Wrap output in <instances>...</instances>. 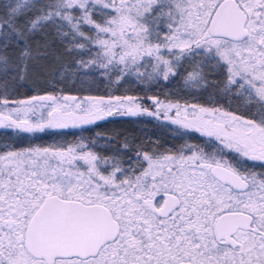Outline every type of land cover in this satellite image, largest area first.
<instances>
[{
	"label": "snow or ice",
	"instance_id": "obj_1",
	"mask_svg": "<svg viewBox=\"0 0 264 264\" xmlns=\"http://www.w3.org/2000/svg\"><path fill=\"white\" fill-rule=\"evenodd\" d=\"M56 47L72 57L61 81L143 95L51 85L16 98ZM181 76L228 107L149 95ZM121 115L201 142L111 155L82 139L4 145L0 264H264V0H0V130L35 137Z\"/></svg>",
	"mask_w": 264,
	"mask_h": 264
},
{
	"label": "trees",
	"instance_id": "obj_2",
	"mask_svg": "<svg viewBox=\"0 0 264 264\" xmlns=\"http://www.w3.org/2000/svg\"><path fill=\"white\" fill-rule=\"evenodd\" d=\"M72 57L67 56V59L63 60V65L67 67L71 63ZM61 64V65H62ZM59 67L54 68L49 78L42 77L37 81L33 78H27L21 82V86L18 89L17 97H27L31 95L43 94L44 91H52L51 85H56L57 88L64 89L66 92H72L76 90L75 95H104L127 93V89L131 88L132 94L143 95V92L137 93V85L135 87L129 85L120 86L119 91H116L114 87H110L106 83L101 84L99 79L95 82L85 83L86 90H84L83 84H79L74 77L71 79L61 81V78L57 75L58 70L63 71ZM211 80H216L217 77H209ZM167 92L174 100L179 99L181 102L185 100L189 103L208 104L209 94L211 99L218 102L224 107H228V101L231 98H221L216 95L217 90L215 88H199L195 89L188 87L184 83L183 76L177 79L171 80L166 86H161L159 89H154L149 95L161 94V99L164 98L162 93ZM178 94V95H173ZM243 102H232V109L235 110ZM147 104V102H146ZM12 138L0 130V143H7L8 145H15L16 147L35 145H49L52 143L63 142H77L84 140L85 143L95 142L97 147L95 151L104 155H111L117 148L124 144L139 147L143 145L145 148L154 147L155 145H164L170 147L172 145H179L185 142L199 143L200 140H194L188 135L179 132L177 129L165 124L152 117L146 116H121V117H109L96 122L93 125L86 126V130L81 129H68L64 131H50L38 136L23 135V139ZM107 137V139H104ZM22 141V143H21ZM123 156V153H122Z\"/></svg>",
	"mask_w": 264,
	"mask_h": 264
},
{
	"label": "rangeland",
	"instance_id": "obj_3",
	"mask_svg": "<svg viewBox=\"0 0 264 264\" xmlns=\"http://www.w3.org/2000/svg\"><path fill=\"white\" fill-rule=\"evenodd\" d=\"M61 51L62 50L59 49V47H56L54 49L53 58H51L49 60L41 61L40 63L43 64L44 67L43 68H40V67L33 68L30 71V74H29V76L27 78L33 77L36 81H37V77H38V79H40V78H42L44 76H45V78H49L50 77V74L53 71V69L59 67V65H61L63 63L64 58H65V60L67 59V56L62 55L61 54ZM57 57H59V59H56ZM79 84L81 85L80 82H79ZM124 85H129V86L135 87V84H124ZM82 86H84L83 88H84V90H86L85 83ZM64 92H65V94L75 95L76 90H72V92H66V91H64ZM125 94H132V93L127 92V93H124L122 95H125ZM115 95H119V94H115ZM75 96H78V97H86V96H104V95L96 94V95H75ZM16 98L22 99V97H16ZM23 98H25V97H23ZM145 106L146 107H149V108L151 107V105L148 104V103L146 104V102H145ZM121 116H123V115H121ZM121 116H111V117H121ZM106 118H109V117H106ZM154 119L159 120V121H161V122H163L165 124H168L171 127L177 129L179 132L184 133V131L183 130H179L178 129V126H176V125H171L169 122L164 121V120H161V119H157V118H154ZM97 122H99V121H97ZM1 131H4V130H1ZM4 132H5V134L11 136L12 138H14V136L17 135V134H15L13 132H10V131H4ZM23 135L25 136L26 134H19V135H17L19 137H15V138H21V140H22L23 139ZM21 143H22V141H21ZM4 145H8V144L7 143H0V150H2V148H3ZM23 147H25V146H23Z\"/></svg>",
	"mask_w": 264,
	"mask_h": 264
}]
</instances>
